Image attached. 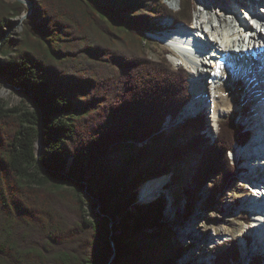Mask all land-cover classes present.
I'll return each mask as SVG.
<instances>
[{"label":"trees","instance_id":"1","mask_svg":"<svg viewBox=\"0 0 264 264\" xmlns=\"http://www.w3.org/2000/svg\"><path fill=\"white\" fill-rule=\"evenodd\" d=\"M161 2L155 21L192 22L193 0H182L177 14ZM39 7L16 39L7 29L27 8L0 0V80L35 106L21 114L0 103V264H177L187 248L172 250L165 238L169 200L142 204L140 186L162 173L176 185L172 166L197 154L174 203L183 204L185 219L201 195L206 208L220 205L238 172L229 154L250 134L228 118L212 141L198 115L182 126L195 136L154 159L161 172H146L148 143L192 98L188 72L142 47L153 7L144 10L141 0H40ZM86 193L98 220L87 216ZM138 236L150 241L137 243ZM240 247L231 239L216 264H237Z\"/></svg>","mask_w":264,"mask_h":264},{"label":"rangeland","instance_id":"2","mask_svg":"<svg viewBox=\"0 0 264 264\" xmlns=\"http://www.w3.org/2000/svg\"><path fill=\"white\" fill-rule=\"evenodd\" d=\"M8 1L20 2V0ZM23 1L24 2L21 3L24 4V6L27 8L24 14L31 11L30 15L26 19L37 18V15L41 12V9L39 7L40 0ZM141 1L143 3L144 10L151 9L150 7H153L151 19L149 20L151 24V32L146 34V41L142 45L146 55L153 60H160L165 57L174 70L185 69L189 74V70L185 66L181 65L182 63H184L185 65L187 64L180 57L178 51L171 45V43L165 42V39L167 38L166 34H168L166 32V29L173 27L185 28L186 26L175 22L173 18L164 19L162 21L160 20V22L155 21L158 18L155 15V13L157 12V7H154L157 0ZM172 1L173 0H162L161 4L167 6V8L173 14H177L181 10L182 0H177V5H172ZM201 1L202 0H193L194 14L191 22L192 25L194 24L195 17L197 16V18H199V13L201 10H203ZM210 1L214 2V0ZM228 3H230L231 5L235 4L237 6L238 0H228ZM223 6L225 7L224 4ZM242 9L244 8H240L238 10V14L240 16L243 15ZM22 16L20 17L21 19L17 18L14 20L12 28L7 29L8 34L12 38L20 39V36L23 34V22L26 19L23 20ZM217 24L218 23H215V25ZM228 24H231V22H229ZM138 30L143 31L146 30V28L142 26L139 27ZM206 30L207 28L205 29V31ZM211 35L209 36L212 40ZM213 38L216 39L217 34H213ZM217 60H219V58ZM214 68L216 67L212 66V68H210L209 70H212ZM192 79L190 84L193 85ZM236 86L237 87L233 89L232 97L236 99L235 101L238 104L239 108L233 112L223 115L217 123L214 122L213 114L207 113V111H195L194 113L190 111L188 115L186 114L187 111L185 112V109H188L191 106L194 98L191 86L192 99L187 107L185 106L182 109L177 118L170 117L164 124V133L159 137L152 139L148 143L150 154L145 161V167L147 169L146 172H150L152 174L161 172L163 170V166H153L154 159L160 158L161 154L164 151H169L182 144H185L187 141L191 140L193 136H195V133L190 129H187L185 127L182 128L183 124L188 121L189 118H192L191 116L201 115L207 119L208 127L206 128L204 134L212 141L217 137L219 123H222L228 118L235 119L240 126L244 127V130L248 129L249 127L255 126L253 120V117L255 115L253 106L257 104V96L254 95L255 91L254 93L251 92L246 83L242 80H239ZM209 98L213 100L212 94H210L207 99ZM0 103L3 104L6 109L19 108L22 112L21 114H23L24 112L35 111V106L28 98L27 93L14 89L1 80ZM251 143L252 142H250L248 145H250ZM144 146H146V144H144ZM139 147H142V145H139ZM238 147L239 146H236L235 150L231 154H229V158L233 165H236L235 158L237 156V152H239ZM45 152L46 148L42 145L41 142H38V155H42ZM258 157L261 158L262 154H259ZM251 159L252 158H250L244 166V168L248 169V171L250 169L249 166H251L250 164L252 163ZM199 160L200 157L197 154H190L182 162L174 164L172 166V169L178 176L179 181L172 187L170 186L172 175L171 173H162L165 175L157 178H166V184L163 186L164 190L156 197V199H158L159 197H165L169 200V212H167L165 219V235L167 236L165 238L168 239L169 247L172 250L187 248V253L179 261H177V264H216V254L223 252L226 247H228V242L231 239L239 243L242 252L245 253V257L240 258V261L237 264H249V262H253L252 260H255L256 257L261 259L264 264V259L262 258L264 257V249L259 251L260 248L257 244L259 243L260 239V236L258 234L260 230L257 228L258 226H256L258 225V222L254 219V217L256 216H253L252 213H247V208L244 205V202L246 200L254 198L253 196H251V190L249 186L246 183H243L245 180L242 179V175L235 174L236 181L233 183L231 188L226 191L225 197L222 200V204L220 205H216L211 209L206 208V205H204V201L207 197V193L201 195V197L198 198L195 214L191 218L185 219V216L182 215V209L180 208L183 204L181 205L179 203H174L175 199H177L178 194H182L183 188L185 186H188V184L190 183L192 174L198 167ZM261 160L264 161V159L262 158ZM252 165L257 168V164ZM261 176H263V173H261ZM84 199H86L88 202V206L86 207L87 216L91 219L98 220L99 212L98 208L96 207L97 201L91 198L88 193L85 194ZM148 233H151V231H147V234ZM245 238L248 239L251 243V245L249 243L250 246L248 245V243H245ZM149 241L150 238L147 236L136 237L137 243H147ZM256 245L258 247H256ZM248 251H250L249 254ZM260 252L262 254H260Z\"/></svg>","mask_w":264,"mask_h":264},{"label":"bare ground","instance_id":"3","mask_svg":"<svg viewBox=\"0 0 264 264\" xmlns=\"http://www.w3.org/2000/svg\"><path fill=\"white\" fill-rule=\"evenodd\" d=\"M177 3V0H173L171 4L177 5ZM201 5L203 10L200 11L199 18L195 17L192 27H173L166 31L168 34H166L165 42L171 43L178 51L187 64L182 63L181 65L193 75L194 98L186 111H192V113L207 111L213 114L214 122L217 123L223 115L239 108L232 93L237 87V82L244 81L251 92L255 91L254 95L257 96V104L253 106L255 126L252 128L259 138L243 149L238 148L237 156L243 157L246 163L252 158L249 172L254 174L255 170L261 169L259 173H263L264 176V161L258 157L259 154L264 153V61H254L253 55L256 52L249 50L244 52L247 49L264 48V0H238L237 6L231 5L228 0H223V2L222 0H214V2L202 0ZM238 8H244L242 9L243 15L238 14ZM229 22L231 24H228ZM215 23L218 24L215 25ZM204 33L208 38L212 34L213 41L208 44L211 45L213 54L208 51L206 55L205 48L207 47L200 38L204 37ZM213 34H217L216 39L213 38ZM203 56H205L204 59H202ZM213 62L216 63V68L209 70ZM254 85H258V88ZM210 94L213 100L207 99ZM252 164H257V168ZM249 176L251 175L248 174ZM165 180L166 178L154 179L140 186L138 191L141 202L146 204L155 200L164 190ZM244 180L248 179L244 178ZM254 201L255 199H248L244 205L248 211L257 215L255 220L259 222L256 226L260 230L258 233L260 239L257 244L261 251L264 249V227L261 225L264 220V200L262 199L261 203ZM243 254L245 257V253Z\"/></svg>","mask_w":264,"mask_h":264},{"label":"water","instance_id":"4","mask_svg":"<svg viewBox=\"0 0 264 264\" xmlns=\"http://www.w3.org/2000/svg\"><path fill=\"white\" fill-rule=\"evenodd\" d=\"M20 2H24L23 0H20ZM30 13H31V11H29L28 13H26V14H24L23 16H22V19L24 20V19H26L29 15H30ZM22 20V21H23ZM21 21V22H22ZM155 201V200H154ZM140 202H141V200H140ZM151 202H153V201H151ZM142 203V202H141ZM150 203V202H149ZM142 204H144V203H142ZM147 204V203H146ZM100 211V208L98 207V212ZM115 257H116V253H115V251H114V255H113V257H112V260L111 261H113L114 259H115Z\"/></svg>","mask_w":264,"mask_h":264}]
</instances>
